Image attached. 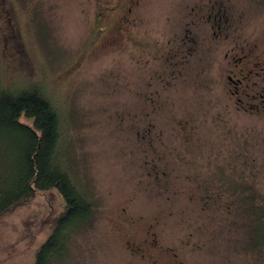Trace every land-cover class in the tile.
I'll list each match as a JSON object with an SVG mask.
<instances>
[{
  "label": "rangeland",
  "instance_id": "374dc122",
  "mask_svg": "<svg viewBox=\"0 0 264 264\" xmlns=\"http://www.w3.org/2000/svg\"><path fill=\"white\" fill-rule=\"evenodd\" d=\"M131 1L0 0V87L42 82L95 208L60 264H263L236 211L264 197V111L240 108L227 76L233 56L264 65V0H137L129 16ZM62 209L39 193L1 220L0 264H31L46 234L31 244L24 222Z\"/></svg>",
  "mask_w": 264,
  "mask_h": 264
},
{
  "label": "trees",
  "instance_id": "16d2710c",
  "mask_svg": "<svg viewBox=\"0 0 264 264\" xmlns=\"http://www.w3.org/2000/svg\"><path fill=\"white\" fill-rule=\"evenodd\" d=\"M63 143L61 115L42 82L21 89L0 87V221L32 204L39 193H47L49 200L58 197L63 205L59 214L37 224L33 219L24 222L22 233L31 244L46 234L31 264L65 262L72 238L95 213L64 169ZM213 198L208 195L204 200L209 203ZM258 199L242 197L236 212L241 204L245 225L256 227L254 249L264 257V197Z\"/></svg>",
  "mask_w": 264,
  "mask_h": 264
},
{
  "label": "flooded vegetation",
  "instance_id": "af4514ba",
  "mask_svg": "<svg viewBox=\"0 0 264 264\" xmlns=\"http://www.w3.org/2000/svg\"><path fill=\"white\" fill-rule=\"evenodd\" d=\"M139 4V2L131 1V6L127 10V14L129 16L132 15L134 8ZM215 6L211 5V10L209 8V11H206L204 14L205 20L209 22L212 26V28H215V34L223 35V31L225 32V29L227 28L225 23H228L226 19V14L221 13V9H217V12H214ZM133 20V19H132ZM131 20L128 17L123 18V22H130ZM225 26V28H224ZM131 38V37H130ZM172 55H167L166 61H168V65L171 64V66L175 65L174 61H171L174 56H176V53H171ZM234 63L236 66H240L237 70V75H239V78H234L233 75H228V83L231 84L234 88L233 94L237 96V103L240 108L244 110L249 109H255L258 111H264V75H263V81L261 85H258V83H254V80L251 77L259 78L262 76L260 72H257L254 68H258V66H261V70H264V65L262 66L261 63H252V69L248 70L245 74V69L243 68V65H246L245 62V56L244 57H235L233 56ZM241 96L243 98H241ZM256 99L260 100V107L256 106L254 104V101ZM252 100V102H251ZM248 106V107H247Z\"/></svg>",
  "mask_w": 264,
  "mask_h": 264
},
{
  "label": "bare ground",
  "instance_id": "6f19581e",
  "mask_svg": "<svg viewBox=\"0 0 264 264\" xmlns=\"http://www.w3.org/2000/svg\"><path fill=\"white\" fill-rule=\"evenodd\" d=\"M147 132V131H146Z\"/></svg>",
  "mask_w": 264,
  "mask_h": 264
}]
</instances>
